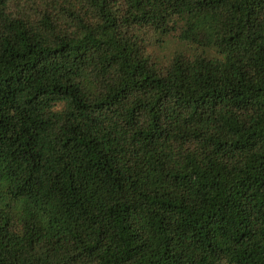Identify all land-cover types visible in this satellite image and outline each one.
Masks as SVG:
<instances>
[{
    "label": "trees",
    "instance_id": "trees-1",
    "mask_svg": "<svg viewBox=\"0 0 264 264\" xmlns=\"http://www.w3.org/2000/svg\"><path fill=\"white\" fill-rule=\"evenodd\" d=\"M0 264H264V0H0Z\"/></svg>",
    "mask_w": 264,
    "mask_h": 264
}]
</instances>
